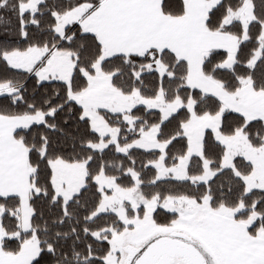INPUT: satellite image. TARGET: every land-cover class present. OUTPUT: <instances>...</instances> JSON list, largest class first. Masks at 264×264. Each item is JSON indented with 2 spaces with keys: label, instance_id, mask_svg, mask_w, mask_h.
Segmentation results:
<instances>
[{
  "label": "snow or ice",
  "instance_id": "1",
  "mask_svg": "<svg viewBox=\"0 0 264 264\" xmlns=\"http://www.w3.org/2000/svg\"><path fill=\"white\" fill-rule=\"evenodd\" d=\"M0 264H264V0H0Z\"/></svg>",
  "mask_w": 264,
  "mask_h": 264
}]
</instances>
